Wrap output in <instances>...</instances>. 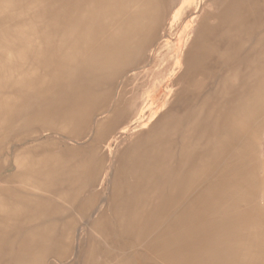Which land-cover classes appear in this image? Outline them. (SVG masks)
<instances>
[{"label":"bare ground","instance_id":"6f19581e","mask_svg":"<svg viewBox=\"0 0 264 264\" xmlns=\"http://www.w3.org/2000/svg\"><path fill=\"white\" fill-rule=\"evenodd\" d=\"M0 264H264V0H0Z\"/></svg>","mask_w":264,"mask_h":264}]
</instances>
